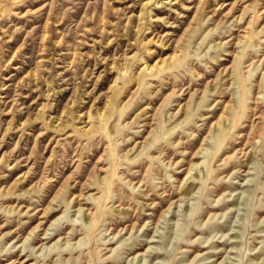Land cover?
Returning a JSON list of instances; mask_svg holds the SVG:
<instances>
[{"label": "rangeland", "instance_id": "374dc122", "mask_svg": "<svg viewBox=\"0 0 264 264\" xmlns=\"http://www.w3.org/2000/svg\"><path fill=\"white\" fill-rule=\"evenodd\" d=\"M0 264H264V0H0Z\"/></svg>", "mask_w": 264, "mask_h": 264}, {"label": "bare ground", "instance_id": "6f19581e", "mask_svg": "<svg viewBox=\"0 0 264 264\" xmlns=\"http://www.w3.org/2000/svg\"><path fill=\"white\" fill-rule=\"evenodd\" d=\"M215 88H216V87H215ZM214 91H215V90H214ZM190 170H191V168H190ZM190 170H189V172H190ZM46 212H47V210L44 211V213H46Z\"/></svg>", "mask_w": 264, "mask_h": 264}]
</instances>
